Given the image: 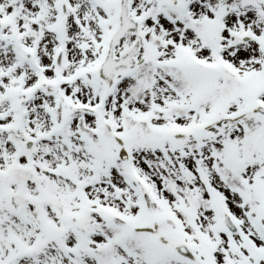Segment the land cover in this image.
I'll return each instance as SVG.
<instances>
[{
	"label": "snow or ice",
	"instance_id": "obj_1",
	"mask_svg": "<svg viewBox=\"0 0 264 264\" xmlns=\"http://www.w3.org/2000/svg\"><path fill=\"white\" fill-rule=\"evenodd\" d=\"M0 264H264V0H0Z\"/></svg>",
	"mask_w": 264,
	"mask_h": 264
}]
</instances>
